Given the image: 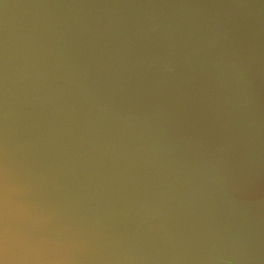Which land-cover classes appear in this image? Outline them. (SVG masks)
I'll list each match as a JSON object with an SVG mask.
<instances>
[{
    "label": "water",
    "instance_id": "1",
    "mask_svg": "<svg viewBox=\"0 0 264 264\" xmlns=\"http://www.w3.org/2000/svg\"><path fill=\"white\" fill-rule=\"evenodd\" d=\"M0 264H264V0H0Z\"/></svg>",
    "mask_w": 264,
    "mask_h": 264
}]
</instances>
